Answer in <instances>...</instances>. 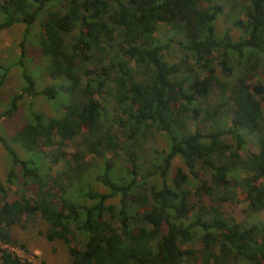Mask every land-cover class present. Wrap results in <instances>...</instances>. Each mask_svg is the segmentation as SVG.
Instances as JSON below:
<instances>
[{"label":"trees","instance_id":"obj_1","mask_svg":"<svg viewBox=\"0 0 264 264\" xmlns=\"http://www.w3.org/2000/svg\"><path fill=\"white\" fill-rule=\"evenodd\" d=\"M0 17L22 26L0 120L26 107L0 136V264H32L11 248L36 223L69 264H264V0H0Z\"/></svg>","mask_w":264,"mask_h":264},{"label":"rangeland","instance_id":"obj_2","mask_svg":"<svg viewBox=\"0 0 264 264\" xmlns=\"http://www.w3.org/2000/svg\"><path fill=\"white\" fill-rule=\"evenodd\" d=\"M1 21V17H0ZM218 28L223 31H229L233 35H237V30L234 29L230 22H227L226 19H220L218 22ZM22 30V26L15 25L10 29L0 31V63L6 62H14L13 60L19 53V49L17 47V43L19 42L20 33ZM159 37L163 35V31L157 34ZM35 61L32 73L33 77L38 85H41V75L39 73V69L37 68L38 57L35 54V51L30 55ZM10 58V59H9ZM20 86V72L18 69L13 68L9 73V84L8 86ZM4 94L0 92V99ZM31 108L35 112L41 113L44 117H53L55 112L53 107H51L48 102L39 97L31 102ZM25 109L26 107L23 105L18 112L9 120L1 119L0 120V136L6 137L11 136L22 127L25 122ZM3 110V105H0V112ZM159 138V137H158ZM164 146V142L162 138H159L157 141V147ZM181 166V163L178 159L174 161L173 167ZM8 161L4 150L0 145V180L3 181L4 176L8 171ZM14 197V195H12ZM225 208L227 212L237 221L243 220L245 217V213L243 210L245 209V205L241 203L238 204H225ZM264 214L259 216V219H263ZM41 226L36 223L28 226L25 229H17L15 234L17 237L22 240L26 245V249L16 248L15 252L23 259L30 260L34 264H69V260L67 257V253L64 249L60 248L59 243L48 242L45 240L42 233H40ZM1 248V245H0Z\"/></svg>","mask_w":264,"mask_h":264},{"label":"built area","instance_id":"obj_3","mask_svg":"<svg viewBox=\"0 0 264 264\" xmlns=\"http://www.w3.org/2000/svg\"><path fill=\"white\" fill-rule=\"evenodd\" d=\"M1 245V244H0ZM6 248H8L7 246H5V245H1V248L0 249H6ZM18 249V248H17ZM15 250H16V248H11V251L12 252H14L15 254H16V256L17 257H19V258H21L16 252H15ZM21 259H23V258H21ZM24 260V259H23ZM25 260H27V259H25ZM28 262H30V263H32V264H34L33 262H31L30 260H27Z\"/></svg>","mask_w":264,"mask_h":264}]
</instances>
